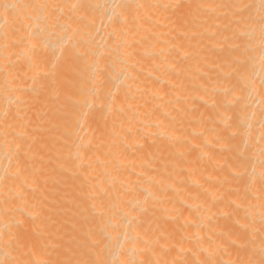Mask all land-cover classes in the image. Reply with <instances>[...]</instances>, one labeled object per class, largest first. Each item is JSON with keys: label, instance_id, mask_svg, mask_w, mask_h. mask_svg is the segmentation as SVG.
<instances>
[{"label": "bare ground", "instance_id": "obj_1", "mask_svg": "<svg viewBox=\"0 0 264 264\" xmlns=\"http://www.w3.org/2000/svg\"><path fill=\"white\" fill-rule=\"evenodd\" d=\"M0 264H264V0H0Z\"/></svg>", "mask_w": 264, "mask_h": 264}]
</instances>
